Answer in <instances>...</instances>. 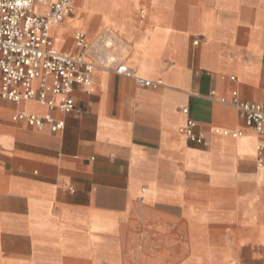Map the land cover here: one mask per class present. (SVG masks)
Returning a JSON list of instances; mask_svg holds the SVG:
<instances>
[{
	"label": "crops",
	"instance_id": "0c3cea01",
	"mask_svg": "<svg viewBox=\"0 0 264 264\" xmlns=\"http://www.w3.org/2000/svg\"><path fill=\"white\" fill-rule=\"evenodd\" d=\"M108 27L161 85L95 70L71 113L51 112L57 132L12 120L46 107L0 100V264H133L154 218L187 240L186 264H264V136L229 105L236 91L264 108V0H76L50 38L74 54L76 32ZM187 119L205 146L179 134Z\"/></svg>",
	"mask_w": 264,
	"mask_h": 264
},
{
	"label": "built area",
	"instance_id": "2783aa9c",
	"mask_svg": "<svg viewBox=\"0 0 264 264\" xmlns=\"http://www.w3.org/2000/svg\"><path fill=\"white\" fill-rule=\"evenodd\" d=\"M75 4L76 0H0V100L16 104L34 102L48 110L42 116L17 113L12 117L14 122H24L36 129L47 126L51 132L62 130L63 122L53 118L51 112L71 113L75 105L74 88L89 90L92 74L98 69L133 79L139 86L155 88L161 85L159 81L138 77L121 60L118 56L121 42L108 31L94 43L82 32H76L73 40L77 52H58L50 38V29L70 18ZM229 105L238 112L246 128L264 136L263 106L239 100L236 91L231 92ZM182 113L188 111L183 109ZM196 128V123L187 119L178 131L187 143L205 146V138ZM213 134L231 138L241 136L240 131L219 128H214ZM260 154L258 150L261 164Z\"/></svg>",
	"mask_w": 264,
	"mask_h": 264
},
{
	"label": "rangeland",
	"instance_id": "374dc122",
	"mask_svg": "<svg viewBox=\"0 0 264 264\" xmlns=\"http://www.w3.org/2000/svg\"><path fill=\"white\" fill-rule=\"evenodd\" d=\"M106 31L113 36V31L108 27L100 30L94 36L87 35L86 37L89 42L94 43ZM115 39L118 40V38ZM169 212L171 213V210ZM172 230V222L163 223L156 218L150 219L142 226L138 224L134 228L137 234L133 239V247L136 248L137 253L132 255L133 264H186L188 259L187 240L185 238L174 239Z\"/></svg>",
	"mask_w": 264,
	"mask_h": 264
}]
</instances>
